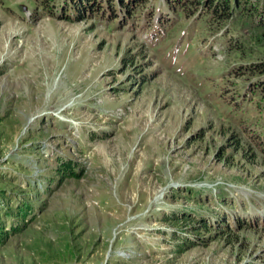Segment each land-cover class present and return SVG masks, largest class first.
<instances>
[{"label": "rangeland", "instance_id": "374dc122", "mask_svg": "<svg viewBox=\"0 0 264 264\" xmlns=\"http://www.w3.org/2000/svg\"><path fill=\"white\" fill-rule=\"evenodd\" d=\"M132 1L0 0V264H264L260 27Z\"/></svg>", "mask_w": 264, "mask_h": 264}, {"label": "trees", "instance_id": "16d2710c", "mask_svg": "<svg viewBox=\"0 0 264 264\" xmlns=\"http://www.w3.org/2000/svg\"><path fill=\"white\" fill-rule=\"evenodd\" d=\"M40 1H44V4L47 5V7L48 5H51L52 9L55 10L58 0ZM60 1L62 3L70 2V6H66V9L64 8L62 11L65 18H71V13H76V16L77 14L85 16L87 9L88 12L96 11V3L98 2V0H87V5L82 6V2L84 0ZM113 1L114 0H100V2H104L105 5L108 6L109 9H111L113 12L118 11V7L121 8L123 5L124 7H127L128 10L132 9V0H115L117 5ZM166 3L168 4V7L175 8L176 11L185 14L188 12L189 15L191 14L190 11H194L195 8L197 9L196 11H198L203 7V10L200 11L201 15L205 16L206 21L211 24H221L225 21L233 19L235 14L238 12L252 16L253 18H255L257 26L260 27L259 40L261 42V46L264 49V4L258 6L255 2H253V0H166ZM97 6L100 8L101 3L97 4ZM102 12L105 13V10H103ZM106 12L108 13V15L110 14L109 11ZM51 14H54V12H51ZM246 68L247 71L244 72H249L250 74L255 75L259 74V77L255 78L249 85L253 92L256 95H259V97L264 100V58L258 62L249 64V66ZM59 165L60 166L58 169L62 173H68L74 176L77 175L76 172L71 168L70 163L60 162Z\"/></svg>", "mask_w": 264, "mask_h": 264}]
</instances>
